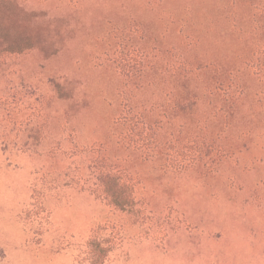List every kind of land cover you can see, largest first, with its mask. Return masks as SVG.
I'll list each match as a JSON object with an SVG mask.
<instances>
[{
    "label": "rangeland",
    "instance_id": "obj_1",
    "mask_svg": "<svg viewBox=\"0 0 264 264\" xmlns=\"http://www.w3.org/2000/svg\"><path fill=\"white\" fill-rule=\"evenodd\" d=\"M12 1L32 17L0 4V29L34 47L0 37L5 264H92V235L113 241L104 264H264V0ZM126 104L158 131L153 157L117 144ZM184 146L206 156L169 165ZM103 154L133 209L93 193Z\"/></svg>",
    "mask_w": 264,
    "mask_h": 264
},
{
    "label": "trees",
    "instance_id": "obj_2",
    "mask_svg": "<svg viewBox=\"0 0 264 264\" xmlns=\"http://www.w3.org/2000/svg\"><path fill=\"white\" fill-rule=\"evenodd\" d=\"M0 4H4L7 8L12 9L16 13L25 15L27 18L32 17V13L27 12L16 2L12 0H0ZM2 32L0 37L4 40L5 46L3 51L10 54H19L34 47L33 36L17 34L7 29H0ZM132 56L126 51H120L116 58V63L120 73L124 76L125 86L131 87L132 84L140 85L134 80L136 71L140 69L133 64ZM120 129L117 133V144L126 149L140 151L144 157H153L155 153L160 152V136L158 131L154 130L146 119L136 113L130 104H126V108L122 111L120 120L116 123ZM115 130V129H114ZM188 146L183 148H174L168 153L166 161L169 165H175V162L182 161L181 157L189 156L190 163H197L198 158L206 156V152L202 147L194 149L193 154H185ZM185 151V152H184ZM100 157L94 163L93 172L97 178V186L93 193L104 198L109 204L120 210H127L136 206V183L129 172L114 163L108 155H98ZM175 161V162H174ZM183 160L182 162H185ZM187 163V162H186ZM38 184L35 185L37 187ZM35 194V190H34ZM35 199V198H34ZM36 207H42V202L38 201ZM87 258L92 264H104L110 251L113 248V241L97 235H92L86 242ZM6 252L0 247V264H5Z\"/></svg>",
    "mask_w": 264,
    "mask_h": 264
}]
</instances>
